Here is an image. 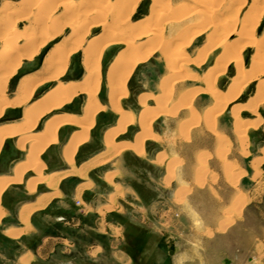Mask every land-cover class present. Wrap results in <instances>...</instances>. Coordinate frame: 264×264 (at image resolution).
Here are the masks:
<instances>
[{"label": "rangeland", "instance_id": "1", "mask_svg": "<svg viewBox=\"0 0 264 264\" xmlns=\"http://www.w3.org/2000/svg\"><path fill=\"white\" fill-rule=\"evenodd\" d=\"M163 1L165 2V0ZM196 1L166 0V2H171L170 11L172 8L173 11L170 16L178 17L177 22L174 21L172 25V23L167 24L166 21L157 19L151 24L158 25L166 39H173L171 49L173 55L169 56L161 50H157L150 61L143 62L136 67L127 83L129 95L123 100V106L126 109L139 114L141 111L138 106L140 95H149L150 107L158 108L156 98L161 95L164 98L159 97L161 103L167 101L166 109L172 112L157 117L153 122V130L161 139L146 140L145 142L146 147L148 142L154 141L152 152L157 154L156 163H150L146 155L141 157L132 152V158L128 159L132 162L133 167L129 169L125 151L110 163L99 168L101 176L90 170L89 176L95 180L101 179L102 182L107 181L104 172L107 176L112 173L118 174V176L115 177L113 183H109L111 186L103 188V183L96 182L91 188L85 190L86 193L94 194L91 209L80 205L77 200L80 208L74 210V221L64 225L66 232L71 231L69 246L63 245L58 240H45L48 236L45 230L21 235L22 237H18L19 239L11 238L6 231L7 236L3 233V229L10 224L6 225L4 220L0 223V262L2 260L4 264H16L14 260L30 250V253L35 255L37 264H44L41 257L53 259L52 263L59 262L62 258L63 260L70 259L73 264H128V262L135 264L134 260L130 262V253L124 249L127 247L126 235L128 232L138 240L140 250L144 252L140 264H217L220 261H224L225 264H264V125L255 126L245 132L246 124L242 123L243 125L240 124L242 130L236 131L233 125L235 119L232 118L230 111L234 105L241 106L243 107L241 116L245 123L255 121L259 115L262 116L260 118H263L264 123V103L258 107L257 115L248 109L247 104L251 98L256 96L258 81H255L249 88L244 89L243 94L241 93L233 104L228 106L224 114L217 119L214 127L216 131L211 127V123L202 119V115L211 111L210 106L213 100L211 94L205 92L204 78L208 70L216 64L222 48L216 51L208 48L209 36L213 34L215 27L203 25L204 20L202 19L204 18L198 15V9L207 10V8ZM233 1L221 0L218 2L219 11L215 13V20H217L212 19L216 24L224 23V26H227L229 22L234 23L236 18L242 21L248 6L241 7L242 0L234 1L236 5ZM250 1L247 0V3ZM2 2L3 0H0V5ZM151 5L152 0H143L137 9L134 21L149 16ZM209 10L211 8H208V12L211 14L212 12ZM260 19V25L256 31L258 38H261L264 32V11ZM189 27L191 29L187 31V37L181 36L182 32ZM20 28L22 29L23 26ZM202 30L204 31L200 34ZM69 32H65L64 36L55 41L48 50L53 49L55 44L63 42ZM237 35V32L233 34L229 38L230 41L237 38ZM189 36L193 39L187 40ZM255 48V46H251L244 50L243 55L247 68L256 53ZM119 50H108L104 56L102 88L99 92L100 101L103 104H107L104 101L107 99L106 72ZM178 50L183 51L185 59H188L186 61L188 63L183 65L182 74L193 75L194 79L190 77L178 85L173 98L168 101L167 93L164 94L168 91H163L161 84L164 79L170 76L168 63L177 57L174 52ZM46 53L45 50L40 61L31 63L32 69L29 73L37 70ZM178 60H176L177 63L181 61L179 58ZM198 60L201 61L197 62ZM26 68L28 67L26 66ZM235 70V68L229 69L226 75L218 78L217 87L226 90L230 78L236 73ZM29 73L25 74L21 70V73L12 80L9 87L10 97L14 96L12 90L17 87L21 77ZM66 75L65 80L79 81L84 78L82 52L71 57ZM261 79L264 80V76L258 80ZM199 89L203 91L192 99L195 111L180 107V102L183 99L176 98L179 91L181 94V92L191 93ZM42 94L44 93L36 97ZM84 100L85 95L78 96L56 114L53 113L43 118L39 126L43 127L51 115L65 113L83 115ZM173 103L175 104L173 105ZM207 107H210L209 110ZM74 109H77V112L73 111ZM117 117L118 115L110 107L98 112L95 126L90 131L89 140L80 146L76 154V157L80 155L77 158L78 164L89 158H94L100 151H106L107 148L103 145L104 134L109 127L116 126ZM192 117H199L202 121L198 126L190 129L189 124L192 122ZM21 118L22 109L8 108L0 122L19 121ZM78 129V127L65 129L62 139L60 136L58 142L52 144L60 143L59 146L51 149L50 164L54 166L58 164L59 151L70 134ZM125 131L129 133L130 137H133L139 131V126L129 125ZM240 133L243 136L246 133L247 136L242 139ZM122 139L121 136L117 138L118 141ZM16 141L17 139L11 143L8 151H0V158L4 166L9 169L14 166L15 162L22 160L25 155L23 152H18ZM86 145L88 149L82 152L83 148L81 147ZM79 151H81L80 154H78ZM161 154L165 156L159 163L158 157ZM133 159L135 160L133 161ZM170 162H174L175 174L167 184V167ZM148 165L151 166L148 167ZM201 165L204 166L205 171L199 170L203 167ZM60 166H63L64 170L70 169L66 163L60 162ZM145 168H148L152 175L145 173V177L142 179L138 170L143 172ZM46 169H48L47 166ZM130 182L137 187L136 190L140 197L133 189H128L131 188L129 187ZM76 184H71L70 188L74 190ZM117 186H121L124 191H122L121 198L116 199L115 204H111L110 196L116 193ZM6 197L4 204L10 205L11 210L8 222L16 223L18 210L16 203L25 200L26 195L23 190L12 189L7 192ZM1 205L3 206L2 197ZM108 207L116 211L117 214H111ZM33 219L35 223L36 216ZM78 221H80L79 225ZM35 225L38 226L36 223ZM48 241L50 244L45 246ZM44 243V247L40 248Z\"/></svg>", "mask_w": 264, "mask_h": 264}, {"label": "bare ground", "instance_id": "2", "mask_svg": "<svg viewBox=\"0 0 264 264\" xmlns=\"http://www.w3.org/2000/svg\"><path fill=\"white\" fill-rule=\"evenodd\" d=\"M142 1L3 0L1 3L0 119L4 117L6 110L11 107L18 110L22 109V118L19 121H9L0 124V151L6 141L18 137L17 145L19 150L25 154V157L22 161L14 163L13 175H0V223L7 212L1 205L3 193L12 185L22 184L26 173L35 174L26 183L29 193L35 194L39 184L46 185L53 191L41 197L36 204L21 208L19 219L24 226L8 229L6 233L11 238H18L34 228L31 220L32 214L38 210L45 209L51 201L53 202L56 197L61 196L59 187L66 175L70 174L71 177H81L86 180L85 184L80 187L81 194L83 189L88 188L93 183L92 178L88 174L90 170L103 167L104 164L110 163L111 160L125 151H132L136 155L143 157L146 150V140L161 139L153 130V122L157 117L172 113L166 109L165 103L167 101L161 103L159 98L161 95L157 96L156 105H158V108H153L149 105V95H140L138 106L141 111L137 114L126 109L123 106V100L129 95L127 83L136 67L141 63L143 64V62L150 61L157 50H161L169 56L173 55L171 50L173 39H166L158 25L151 23L160 19L166 21L167 24L172 23L173 25L178 17L170 16L171 11H173V8L170 11L171 2L169 3L165 0V3L163 0H152L150 15L134 21L137 9ZM219 1H196L207 8V10H197L199 12L198 15L204 18L202 19L204 20L203 25L215 27L213 34L209 36L208 48L213 51L222 48L216 64L208 70L204 78L206 83L205 92L210 93L213 100L210 106L211 111L201 117L209 124H212L211 127L214 131H216L214 127L217 119L224 114L231 103L233 104L243 90L249 88L255 81H258L256 96L251 98L247 104L249 106L248 109L254 115H257L258 107L264 103V80H258L264 76V32L261 38L256 35L260 25V17L264 11V0H251L249 3H247V0H242L241 7L248 6L241 19L242 21L236 18L234 23L227 22V26H224V23L216 24L215 22L217 20H215V13L219 11ZM239 5L238 7H240ZM208 8H211L209 11L213 14H209ZM237 8L236 10H238ZM172 14L175 15L173 12ZM213 18L215 21L212 20ZM21 26H23L22 29L20 28ZM189 29L191 27L186 28L181 36L187 37ZM68 31L70 32L63 42L58 45L55 44L53 49L48 50L55 41ZM203 31H200V34ZM236 32L238 34L237 38L230 41L229 38ZM192 37L194 36L192 35ZM192 37L190 38L189 36L187 40L193 39ZM251 46L256 47V53L247 68L243 53L246 48ZM111 49L120 50L114 56L106 72L107 104H103L99 97V92L102 88L103 60L107 51ZM45 50L47 53L44 55L43 61H41L37 70L34 73L23 76L19 80L15 96L10 98L9 87L12 80L21 73L26 64L29 65L40 61ZM80 52L83 53L84 78L79 81L65 80L71 57ZM174 54H177V57L175 55V58L168 63L170 76L164 79L161 84L162 90L168 91L164 93H167L168 101L173 98L175 88L178 85L188 78L194 77L193 75L182 74L183 65L188 63L183 51L178 50ZM178 58L181 60L179 63L176 61ZM200 61L198 60L197 62ZM232 68L236 69V73L230 78L228 88L226 90L218 88V78L226 75L227 71ZM201 91L203 90L199 89L191 93L181 92V94L179 91V95H176V98H179V100L183 99L180 102V107H185L192 112L195 111L192 99ZM41 93L44 94L36 97ZM82 95H85L82 105L84 109L83 115L80 116L74 113L51 115L45 122L44 128L39 129L43 118L53 113L56 114L57 111H60L68 103ZM108 107L115 111L118 117L116 126L109 127L104 134L103 145L107 149L98 153L91 162L78 167L76 154L80 146L89 140L90 131L95 126L98 112L106 110ZM210 107H207V109ZM242 108L234 105L230 109L231 116L235 119L233 125L236 131L242 130L240 125L242 123L246 124V127L243 126L245 132L255 126L264 125L263 118H260L262 117L260 115L256 117L255 121L245 123L241 116ZM191 119L190 129L198 126L202 121H200L199 117H192ZM135 124L139 126V131L135 134L133 142H120L117 140L120 135L126 132L127 126ZM65 126L79 128L69 136L62 150L63 157L71 169L68 172L64 171L65 173H48L42 155L50 145L58 142L59 131ZM244 135L247 136L246 133ZM245 136L241 135L242 139ZM164 156V154H161L158 157L159 163L162 162ZM173 165L174 162H170L167 167V184H169L171 178H174ZM199 170L205 171L204 166ZM114 176V174H109L107 177L108 181L113 182ZM122 191L124 190L118 186L116 193L110 197L111 204L116 203L117 197L123 194ZM107 209L111 210L110 207ZM32 258L33 255L31 254L24 255L20 258V263L31 264Z\"/></svg>", "mask_w": 264, "mask_h": 264}, {"label": "crops", "instance_id": "3", "mask_svg": "<svg viewBox=\"0 0 264 264\" xmlns=\"http://www.w3.org/2000/svg\"><path fill=\"white\" fill-rule=\"evenodd\" d=\"M30 65H32V64H26L25 65V67H24V69H22V71L25 73V74H27V73H29V71L32 69V67L30 66ZM26 66L28 67V68H26ZM34 68V67H33ZM35 71H32V73H34ZM24 74V75H25ZM23 75V76H24ZM22 76V77H23ZM21 77V78H22ZM15 92H16V87H15V89L14 90H12V93H13V95L15 96ZM14 96H13V98H14ZM10 98H12V97H10ZM107 99H105V103H107V101H106ZM138 104H139V102H138ZM11 108H14V107H11ZM77 110V109H76ZM75 109L73 110V111H76ZM77 112V111H76ZM6 113V112H5ZM75 114V113H74ZM5 115V114H4ZM13 121H17V120H13ZM5 122H9V121H3V122H0V124H2V123H5ZM44 128V126L43 127H40L39 129H43ZM71 127H68V126H65V127H63L62 128V130H61V133H59L58 135V137H60L61 136V139H62V135H63V131H65V129H70ZM73 128V127H72ZM71 135V134H70ZM121 137H123V139L122 140H119L120 142L121 141H134V136L133 137H130L129 136V133L128 132H125L124 134H122V135H120ZM69 138V137H68ZM15 139H17V141H18V137H16ZM15 139H10V140H8V141H6L5 142V144H4V146H3V148H2V150L1 151H8L9 150V147L11 146V143H13L14 142V140ZM68 140V139H67ZM67 142V141H66ZM66 144V143H65ZM65 144H64V146H65ZM16 145H17V142H16ZM60 145V143L59 144H56V145H51V147H49L48 149H47V151H45V153H43V155H42V158L44 159V161L46 162V166H47V168H48V173H54V172H61V173H65V172H68L70 169H71V167H70V169L69 170H64L62 167L63 166H60V162L61 163H66V161H65V159H64V157H63V147H62V149H61V151H59V161H58V164H56V166H54V165H52V164H50V160L52 159V157H51V149H53V148H55V147H57V146H59ZM154 146V141H151V142H148L147 144H146V150H145V154L144 155H146L147 156V158H148V161L150 162V163H156V161H157V154L155 155L153 152H152V147ZM17 148H18V152H21L20 150H19V147H18V145L16 146ZM81 148H83L82 149V152H85L87 149H88V147H87V145L86 146H84V147H81ZM80 152L81 151H79V153L78 154H80ZM100 152H102V151H100ZM99 152V153H100ZM131 152V153H130ZM134 153V152H133ZM132 154V151H126L125 152V155H126V158L125 159H127V161H128V164H127V167L129 168V169H131L132 167H133V164H132V162L131 161H129V159L128 158H132L131 155ZM1 156V155H0ZM97 156V154L95 155V157ZM24 157H25V155H24ZM78 157H80V155H78L77 156V158ZM94 157V158H95ZM94 158H89L88 160H86V161H84V162H82L81 164H78V167H82V166H84V164L85 163H89V162H91ZM24 159V158H23ZM22 159V160H23ZM22 160H20V161H22ZM135 159H133V161H134ZM20 161H17V162H20ZM14 163V162H13ZM16 163V162H15ZM67 164V163H66ZM14 165V164H13ZM68 165V164H67ZM104 166V165H103ZM151 165H148V167H150ZM102 167V166H101ZM100 167V168H101ZM13 166L11 167V169H9V168H6L5 166H4V163L2 162V159L0 158V175H4V174H10V175H13ZM65 171V172H64ZM91 172V171H90ZM89 172V173H90ZM92 172L94 173V174H97V175H102V173L100 172V169H99V167H97V169L95 168V169H93L92 170ZM105 173V178L107 179V174H106V172H104ZM103 173V174H104ZM138 173H139V176H140V178H142V179H144V177H145V173L146 174H148V175H152L151 173V171L150 170H148V168L146 169H144L143 170V172H141L140 170H138ZM113 174V173H112ZM35 176V174H33V173H27L26 174V176H25V179H24V182L22 183V184H17V185H12L6 192H4L3 193V196H2V204H3V206L5 207V209L7 210V214H6V216L2 219V222L5 220L6 221V225H7V223H10V224H8L9 226H6V228H4L3 229V233L6 231H8V229H10V228H21V227H23L24 225L21 223V221H20V216H19V214H20V210H21V208L23 207V206H32V205H34V204H36L37 202H38V200L41 198V197H43V196H45V195H48V194H50V193H52L53 191H52V189H50L49 187H47L46 185L44 186V185H41V184H39V186H38V188H37V190H36V192H35V194H31V193H29V191H28V189H27V187H26V183L32 178V177H34ZM68 176V177H67ZM70 176V174H68V175H66V177L63 179V181L60 183V187H59V189H60V195L61 196H58V197H56L54 200H53V202L51 201V203H49L46 207H45V209H41V210H38V211H36V212H34L33 214H32V216H31V220H32V222H33V229L30 231V232H27V233H24L22 236H24V235H28V234H32V233H37V232H40L41 230H45L47 233H48V236H47V238H45V240H58V242H60V243H62L63 245H65V246H69L70 245V232L71 231H69V232H66L65 231V226L64 225H66V224H71V221H74V219H75V217H74V215H75V213H74V210L77 208V210L80 208V205H78L77 204V200L78 201H84V206L87 208V209H91L92 207H91V201H92V199H93V196H94V194H91V193H86L85 192V190H87V189H89V188H91L96 182L97 183H99V184H102V187L103 188H106V187H108L110 184L109 183H113V182H109L108 181V179H107V181H101V179H97V180H95V179H93L92 178V180H93V183L88 187V188H85V189H83L82 191H81V194H80V187L82 186V185H84L85 184V181L86 180H84V179H82L81 177H69ZM118 176V174H116L115 176H114V180L116 179L115 177H117ZM28 180V181H27ZM113 180V181H114ZM73 183H77L76 184V187H75V189L74 190H72L71 188H70V185L71 184H73ZM118 185V184H117ZM111 186V185H110ZM119 187H121V186H119ZM129 187H131V188H128L129 190L130 189H133L136 193L138 192L137 190H136V186L135 185H133V184H131V182L129 183ZM116 188H118V186L116 187ZM12 189H20V190H23L24 191V193H25V195H26V199L25 200H22V201H20V202H17L16 203V207H18V210H17V219H16V223H14V222H8L9 220V216L11 215L10 214V212H11V210H10V205H8V204H4V200L5 199H7V197H6V194H7V192L9 191V190H12ZM127 189V190H128ZM128 192V191H127ZM80 194V195H79ZM113 195V194H112ZM111 195V196H112ZM137 195H138V193H137ZM121 196L122 195H120V196H118L117 197V199L118 198H121ZM138 197H140L139 195H138ZM136 199V198H135ZM8 201V200H7ZM9 202H10V200H9ZM75 202V203H74ZM26 204V205H25ZM101 211H103V210H101ZM100 213V212H99ZM34 216H36V219H35V223L38 225V226H36L35 225V223H34V219H33V217ZM53 220V221H52ZM1 222V223H2ZM14 223V224H13ZM80 224V221H78V225ZM40 225V226H39ZM60 230V231H59ZM68 230H70V229H68ZM66 233V234H65ZM5 234V233H4ZM6 235V234H5ZM7 236V235H6ZM21 236V237H22ZM63 236V237H62ZM10 238V237H9ZM19 239V238H18ZM13 240H15V239H13ZM50 243H49V241L48 242H46V245H45V243L44 244H42V246H40V248H43L44 247V245L45 246H48ZM79 246H81L80 244H79ZM39 248V249H40ZM29 252V253H28ZM29 254H31V255H33V260H32V262H31V264L33 263V262H35L36 263V261H37V259H36V257H35V255L33 254V253H30V250H28L27 251V253H24V254H22L21 256H19L18 258H16V256H15V258H16V260H14L15 262H16V264H21L20 263V258L22 257V256H24V255H29ZM43 260V262H44V264H50V263H52L53 262V259H47V258H44V257H41ZM0 264H4V262L1 260V262H0ZM37 264V263H36ZM52 264H73L72 262H71V260L69 259H67V260H63L62 258H60V261L59 262H56V263H52ZM212 264V263H211ZM217 264H225L224 263V261H220V263H217Z\"/></svg>", "mask_w": 264, "mask_h": 264}, {"label": "flooded vegetation", "instance_id": "4", "mask_svg": "<svg viewBox=\"0 0 264 264\" xmlns=\"http://www.w3.org/2000/svg\"><path fill=\"white\" fill-rule=\"evenodd\" d=\"M110 203H111V200H110ZM79 204L84 205V201H79ZM109 212L113 215L117 214V212L113 211L112 209L109 210ZM130 234L131 233L127 232V235H126L127 247L124 249L130 253L131 262H133V260H134L135 264H140L141 263V256H143L142 254L144 252L140 250L141 248L139 247L138 240H136V238H134V236H132ZM128 264H131V263L128 262Z\"/></svg>", "mask_w": 264, "mask_h": 264}]
</instances>
